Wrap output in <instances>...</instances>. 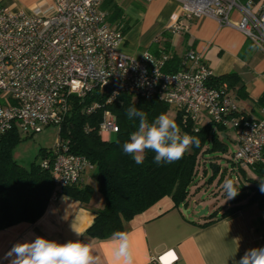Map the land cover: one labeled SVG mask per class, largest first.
<instances>
[{
  "label": "built area",
  "instance_id": "2783aa9c",
  "mask_svg": "<svg viewBox=\"0 0 264 264\" xmlns=\"http://www.w3.org/2000/svg\"><path fill=\"white\" fill-rule=\"evenodd\" d=\"M104 1L53 0L49 12L0 6V138L12 128L33 135L57 127L71 95L83 98L98 89L108 93V103L120 93H130L163 101L198 124L207 118L229 126L237 146L232 160L244 168H264V117L238 116L226 88L207 85L212 70L194 50L185 54L183 67L174 73L163 70L168 59L164 51L158 55L145 51L138 57L121 53L123 26L109 23ZM175 1L180 14L172 33L184 21L214 18L222 26L238 29L264 52V0ZM233 11L239 14L236 22L231 20ZM97 107L93 104L87 111ZM117 130L115 117L105 110L99 134L107 139ZM43 165L49 166L57 188L80 182L93 168L85 156L69 153L62 144L54 147L52 161ZM176 259L166 252L157 261L172 264Z\"/></svg>",
  "mask_w": 264,
  "mask_h": 264
},
{
  "label": "trees",
  "instance_id": "16d2710c",
  "mask_svg": "<svg viewBox=\"0 0 264 264\" xmlns=\"http://www.w3.org/2000/svg\"><path fill=\"white\" fill-rule=\"evenodd\" d=\"M102 8L106 10L110 24H121L124 33L128 30L129 27L122 20L121 10L114 2L105 0ZM160 51L168 54L163 67L165 72L174 73L183 67L185 55L181 58L171 55L167 47ZM207 85L225 87L228 93L233 91L236 99L248 97L242 80L235 72L212 76ZM107 98L108 93L98 89L92 90L83 98L71 95L68 99V111L57 126L58 141L54 145L62 144L69 153L85 156L93 166L97 190L103 196L104 205L95 213L92 224L85 230L86 235L103 241L110 239L113 232H127L128 223L136 215L165 196L171 198L175 208L186 207L188 197L194 193L190 191L191 188L197 186V191L203 183L213 182L216 186L224 177L223 170L236 173V178L240 181L231 174L226 179L235 182L239 194L227 200L229 206L219 216H216L219 208L207 216H202L207 219L203 226L253 203L264 210V193L260 191V183L264 181V168L260 165L244 168L233 160H228V164L224 165L225 169L214 164V159H221L219 155L223 156L228 152L224 139L228 137L226 129L229 126L224 127L207 118L198 124L176 109L174 120L179 125L181 134L198 137L199 147L192 145L181 159L159 165L154 163L155 153L146 150L144 162L137 164L122 149L123 143L129 139L139 123L138 119L127 118V109L131 106L137 107L146 113L147 120L151 123L159 114L167 113L170 106L158 99L145 100L130 93H120L109 103ZM255 103L264 110V93ZM93 104L98 107L87 111ZM105 110L112 113L118 125L117 132L109 135L107 139L99 134V124ZM236 113L238 116L251 118L238 109ZM20 139L16 128L10 129L0 138V230L18 223L37 221L54 193L74 198L82 204L87 203L93 193V187L81 181L56 187L49 166L43 165L44 162L52 161L54 147L41 148L38 155L40 160L33 161L28 167L20 165L11 154L12 148ZM218 161L221 164L222 161ZM246 169L251 172L253 169L257 180L248 177ZM202 178L205 182L199 183ZM244 200L245 203H242Z\"/></svg>",
  "mask_w": 264,
  "mask_h": 264
},
{
  "label": "crops",
  "instance_id": "0c3cea01",
  "mask_svg": "<svg viewBox=\"0 0 264 264\" xmlns=\"http://www.w3.org/2000/svg\"><path fill=\"white\" fill-rule=\"evenodd\" d=\"M111 1L121 10L122 20L129 27L118 47L121 53L138 57L148 51L158 55L160 50L167 47L171 55L181 58L194 50L202 55L213 76L230 72L238 74L248 95L245 99H236L233 91L229 92L238 111L251 118L264 117V110L255 103L264 93V52L238 29L222 26L216 19L205 17L184 21L182 28L172 33L171 28L177 24L180 14L177 1ZM52 3L53 0H0L2 7L25 12L34 8L49 12ZM233 12L231 20L236 22L239 14ZM246 173L257 180L253 169L252 172L246 169ZM228 174L237 179L233 171L229 170ZM81 182L93 187L87 203L82 204L74 198L56 193L50 198L43 215L34 223H18L0 230V264H9L5 256L15 243L30 241L36 236L60 243L78 238L91 241L98 248L101 264H110V239L98 241L85 234L95 213L104 205L103 196L97 190L93 168L83 173ZM202 190L198 189L188 197L186 207L175 208L171 198L165 196L128 223L133 264H159L157 258L166 252L177 257L172 264H237L247 250L264 247V221L261 220L264 210L256 203L204 226L202 224L207 221L206 217H195L194 213L192 216L183 215L181 209L189 210L190 203L195 208L197 205L207 206L210 213L219 208L216 216L229 206L227 198L216 196L200 199ZM73 229L81 235L78 237Z\"/></svg>",
  "mask_w": 264,
  "mask_h": 264
},
{
  "label": "clouds",
  "instance_id": "9594fccd",
  "mask_svg": "<svg viewBox=\"0 0 264 264\" xmlns=\"http://www.w3.org/2000/svg\"><path fill=\"white\" fill-rule=\"evenodd\" d=\"M126 116L129 120L139 121L136 130L122 145L123 152L130 155L137 164L144 162L146 150L155 153L154 163L159 165L181 159L192 145L199 147V138L187 133L181 134L179 125L167 113L159 114L149 123L145 112L131 106L127 109ZM223 188L227 199L239 194L232 179H226ZM260 191L264 193V181L260 183ZM73 231L78 237L81 235L75 229ZM116 237L119 239H115ZM110 244V264H133L129 233L113 232ZM97 253L98 248L91 241L85 242L78 238L60 243L36 236L33 240L15 243L5 258L9 259V264H101ZM237 264H264V247L247 250Z\"/></svg>",
  "mask_w": 264,
  "mask_h": 264
},
{
  "label": "rangeland",
  "instance_id": "374dc122",
  "mask_svg": "<svg viewBox=\"0 0 264 264\" xmlns=\"http://www.w3.org/2000/svg\"><path fill=\"white\" fill-rule=\"evenodd\" d=\"M0 98H2V95H0ZM167 114L169 115L170 118L174 119L175 114H176V109L174 107H170ZM17 131L21 139L12 148L11 154H12V158L24 167H28L35 160L36 161L40 160L38 155H39V151L41 148H45V149L53 148L54 145L58 141V128L56 126H48L44 128L41 132L35 133L32 136L31 135L26 136V134H24L20 129H18ZM226 134L228 137L224 139V142L227 145L228 152L224 154L223 156L220 154L219 156L222 157L221 159L217 158L213 160L215 162L214 164L219 166L220 169H223V168L225 169L224 165L228 164L229 162L228 160H232V154L237 149L236 135L234 131L230 127H227ZM216 154H219V153H216ZM216 154H213V155H216ZM218 160L222 161L221 164H219L220 162ZM208 169H209V166H208ZM236 169L238 170L237 167ZM223 171H224V177L222 178L221 182L216 184V186L213 185L214 182L211 184L203 183L198 188L199 190L203 189L199 195L200 199L207 200L210 197H216V196H218L219 198H223V199L227 198L226 192L223 188V184L227 176L229 175L228 174L229 170H223ZM237 180L240 181L239 178H237ZM202 181L205 182L204 178L200 179L198 182L201 183ZM93 185H95V182L93 183ZM195 187L197 186H193L190 191L195 192L197 189ZM210 193L212 195H209ZM216 201H219V200L217 199ZM190 205L191 207L188 210L187 215L192 216L194 213L195 217H202V216H207L210 213V209H208L203 215L197 216L198 210L195 208V205H193V203H190Z\"/></svg>",
  "mask_w": 264,
  "mask_h": 264
},
{
  "label": "water",
  "instance_id": "95a60500",
  "mask_svg": "<svg viewBox=\"0 0 264 264\" xmlns=\"http://www.w3.org/2000/svg\"><path fill=\"white\" fill-rule=\"evenodd\" d=\"M196 209L198 210L197 216H201V215H203L207 211V206H204L203 207L201 205H197L196 206ZM181 210H182L183 215L187 216L188 210L187 209H184V208H182Z\"/></svg>",
  "mask_w": 264,
  "mask_h": 264
}]
</instances>
